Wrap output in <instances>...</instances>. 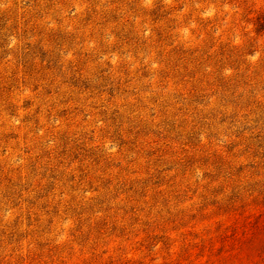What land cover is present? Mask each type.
<instances>
[{"label":"rangeland","instance_id":"obj_1","mask_svg":"<svg viewBox=\"0 0 264 264\" xmlns=\"http://www.w3.org/2000/svg\"><path fill=\"white\" fill-rule=\"evenodd\" d=\"M0 264H264V0H0Z\"/></svg>","mask_w":264,"mask_h":264}]
</instances>
